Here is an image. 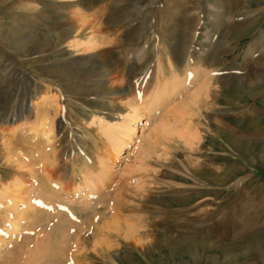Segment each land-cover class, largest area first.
<instances>
[{
  "label": "rangeland",
  "instance_id": "1",
  "mask_svg": "<svg viewBox=\"0 0 264 264\" xmlns=\"http://www.w3.org/2000/svg\"><path fill=\"white\" fill-rule=\"evenodd\" d=\"M0 123L5 258L63 222L76 264H264V0H0Z\"/></svg>",
  "mask_w": 264,
  "mask_h": 264
},
{
  "label": "bare ground",
  "instance_id": "2",
  "mask_svg": "<svg viewBox=\"0 0 264 264\" xmlns=\"http://www.w3.org/2000/svg\"><path fill=\"white\" fill-rule=\"evenodd\" d=\"M87 24V23H86ZM87 43V42H86ZM88 43L89 44H91V45H93V46H97V48H98V45H97V42H96V40L95 39H93V41L92 40H89L88 41ZM99 43V42H98ZM194 72V70H192V71H190V73H189V75L190 74H192ZM196 72H198V71H196ZM200 73V72H199ZM202 74V73H201ZM188 75V74H187ZM194 77H198L197 75L196 76H194V75H192V78H190V79H185V81L183 80V79H181L180 77H178V76H176V75H174V76H172L171 78H170V80L168 81V80H165V81H158V85H157V87H156V90L154 91V94H153V96H152V98H150V99H152V100H154L155 102H160L161 103V101L163 100V98H165L166 97V95L168 94V95H170V94H172V92H174L176 89H177V87L179 86V85H181V84H183L182 82H185V83H191L192 82V80H193V78ZM182 81H181V80ZM161 83V84H160ZM205 88H206V85H205ZM33 106L36 108V104H33ZM7 119L8 118H6V120H5V123L7 122ZM21 119V118H20ZM22 119H24V118H22ZM12 120V119H11ZM13 120H14V118H13ZM36 120L38 121V122H36L37 123V127H41V126H45L44 124H43V121L45 120V115L44 116H42V117H40L39 118V116H37L36 115ZM10 121V120H9ZM8 121V122H9ZM7 122V123H8ZM3 123H0V126L2 125ZM10 124V123H9ZM0 130H1V128H0ZM6 130V129H5ZM2 132V131H1ZM37 131H35L34 132V135H36L41 141H45V142H49L50 140H49V138H48V134H50V128L49 127H47L46 129H42L41 131H38L37 133H36ZM134 129H132L130 126H125L124 128H123V130L122 131H117V133H116V131H115V133H113L112 135H111V144L109 145V148L108 149H110V151L113 153V155L112 156H115V158H117V157H119V155L124 151V149L129 145V142H130V137L134 134ZM114 135V136H113ZM186 135H188L187 133H183V132H180L179 133V136H181L182 138H184V137H186ZM34 137V136H33ZM190 137H192V135L190 136ZM194 138V137H193ZM88 139L90 140V142L92 143V145H94V147H95V149H96V152H97V154L99 153V155H100V153L101 154H103V152H105L106 151V149H103V150H101L102 148H100L98 145H97V143H96V141H94V139H92V138H90L89 136H88ZM104 147V146H103ZM106 148V147H105ZM107 149V150H108ZM105 150V151H104ZM109 152V151H108ZM112 153H110V155L112 154ZM87 155V154H86ZM86 155H83V156H85V157H87ZM101 156V155H100ZM106 156H107V154H106ZM89 159V158H88ZM87 162H88V160H87ZM89 164V163H88ZM75 170H77V169H75ZM46 171V170H45ZM79 171H80V169H79ZM76 173V172H75ZM74 173V174H75ZM46 173H44V175H45ZM52 175H53V173H51ZM51 174H49V171H47V174H46V176L49 178V177H51ZM77 176V175H76ZM79 177L80 176H77V177H75V178H78V180H79ZM83 177V176H82ZM81 177V182H82V180H83V178ZM75 178H73L74 179V181H75ZM51 179V178H50ZM53 181V180H52ZM56 181V180H55ZM73 181V182H74ZM77 182V181H76ZM80 183V182H79ZM76 184V183H75ZM73 186H75V185H73ZM56 190V189H55ZM55 190H53V189H41V192H40V194L41 195H39V197L42 199V198H44L43 200H42V204L43 205H45V206H47L46 207V209H47V211L46 212H44V209H35V207H33V208H28V215H27V220L29 219V220H31L32 222H36V223H41L42 225H44L45 224V226H47V224H48V222L51 220V218H53L52 217V215L53 214H50V212H52V211H50V208H49V205L47 204V203H45V202H49L50 201V198L52 197V193L50 194V192L51 191H55ZM60 190H62V191H64V192H66V193H68V192H71L72 190H74V189H70V188H64V189H59V192H60ZM15 191V190H14ZM13 191V192H14ZM43 191V192H42ZM12 192V191H11ZM10 192V193H11ZM1 193V192H0ZM14 193H17V194H19L18 193V190L17 191H15ZM5 194V193H4ZM6 195V194H5ZM12 195H13V193H12ZM10 196H11V194H10ZM14 196V195H13ZM12 196V197H13ZM0 197H1V195H0ZM1 199V198H0ZM8 199H10V197L8 198ZM11 200H13L14 201V199L12 198ZM9 202V201H8ZM53 204V203H52ZM4 204L3 203H1L0 202V212L1 211H3V206ZM51 205V204H50ZM22 208H18V206H17V202H16V200H15V202L14 203H12V210H11V212L9 211V212H6L5 214H6V218H4L5 219V221H3V223H7L8 224V226H7V231L8 230H11V231H14V232H20V227L21 226H19V219H20V216H23V215H21L22 213ZM27 211V210H26ZM50 211V212H49ZM56 211V210H55ZM27 213V212H26ZM97 214V213H96ZM95 214V215H96ZM4 216V215H3ZM24 217V216H23ZM3 219V220H4ZM24 219V218H23ZM86 219V218H85ZM21 220V219H20ZM65 220V219H64ZM59 221H61L60 219H59ZM0 222H2V220L0 221ZM27 222V221H26ZM25 222V223H26ZM24 223V222H23ZM22 223V224H23ZM24 223V224H25ZM30 223V222H29ZM29 223H28V225H29ZM66 223V222H65ZM6 224V225H7ZM51 224V223H50ZM56 224V223H55ZM49 225V224H48ZM47 227H49V226H47ZM51 227H53V225L51 226ZM51 227H50V229L49 230H46V229H43V231H42V233L40 234V239H38L39 238V235H38V238H37V236L36 237H34V241L32 242V245H31V248L28 246L29 244H26V246L24 245V246H22V247H20V249H19V252H14L12 255H11V257L10 258H5L3 255H6V254H3L1 251H0V264H76V259L78 260L79 258H76L75 259V257H73V255H71V253L70 254H68V252L67 251H69L67 248V251L66 252H63L62 251V249L61 248H58V246H57V241H60L58 238H55L54 239V237L53 238H50V234L52 233V231L54 230V231H56V230H59V229H61V228H63V222H59V223H57L56 225H54V227L51 229ZM31 228V227H30ZM40 228V227H39ZM25 230V229H24ZM35 230H36V228H35ZM40 230V229H39ZM23 231V229L21 230V232ZM53 231V232H54ZM34 232H36V231H34ZM26 233V232H25ZM35 234V233H34ZM37 234V233H36ZM64 234V233H63ZM65 235V234H64ZM68 235V234H67ZM34 236V235H33ZM53 236V235H52ZM57 237V236H56ZM67 238V236L65 235V236H63V238H64V240ZM69 237V236H68ZM76 237V236H75ZM30 238V237H29ZM61 238V237H60ZM69 239V238H68ZM25 240V239H24ZM33 240V239H32ZM28 241H30V240H28ZM63 241V240H62ZM62 241H61V243H62ZM68 241V240H67ZM23 242V241H22ZM70 242V241H69ZM80 242H82V244H83V242H84V240H80L79 241V239H77L76 238V242H74L75 244H79ZM26 243V242H25ZM64 243V242H63ZM67 243V242H66ZM67 244H69V243H67ZM19 246V245H18ZM63 246V245H62ZM65 246V245H64ZM26 248V249H25ZM64 250V249H63ZM60 251H62V252H60ZM9 254V253H8ZM78 257V256H77ZM77 263H78V261H77ZM79 264V263H78Z\"/></svg>",
  "mask_w": 264,
  "mask_h": 264
}]
</instances>
